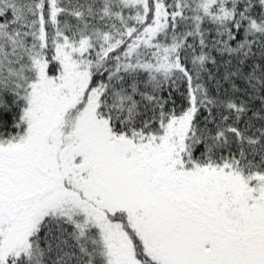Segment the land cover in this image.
<instances>
[{
	"label": "snow or ice",
	"instance_id": "1",
	"mask_svg": "<svg viewBox=\"0 0 264 264\" xmlns=\"http://www.w3.org/2000/svg\"><path fill=\"white\" fill-rule=\"evenodd\" d=\"M0 264H264V0H0Z\"/></svg>",
	"mask_w": 264,
	"mask_h": 264
}]
</instances>
